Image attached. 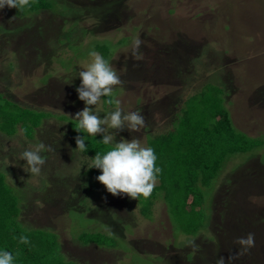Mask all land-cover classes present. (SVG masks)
Here are the masks:
<instances>
[{
	"label": "rangeland",
	"instance_id": "1",
	"mask_svg": "<svg viewBox=\"0 0 264 264\" xmlns=\"http://www.w3.org/2000/svg\"><path fill=\"white\" fill-rule=\"evenodd\" d=\"M56 5L63 14L46 11L30 19L18 18L7 6L0 10V94L52 114L33 140L20 128L16 136L0 133V170L8 183L26 188L11 185L20 198L21 226L56 234L61 253L77 264H215L219 257L228 264L240 250L235 241L248 233L255 246L232 264H264V147L233 156L215 191L203 188L206 226L193 236L175 228L162 197L143 213L139 200L107 192L98 175L88 174L92 161L76 149L69 128L85 107L76 91L78 73L101 45L106 51L97 48L98 53L110 54L108 61L124 81L115 89L121 108L146 118L139 132L110 129L117 143L135 137L148 147V137L172 131L185 102L210 84L229 94L226 108L239 132L264 137V0H56ZM137 37L143 43L133 56ZM107 99L93 106L101 119L115 109L107 108ZM40 142L54 151L42 153L46 163L34 176L21 154ZM83 233H101L114 248L84 245ZM188 240L199 250L186 246Z\"/></svg>",
	"mask_w": 264,
	"mask_h": 264
},
{
	"label": "trees",
	"instance_id": "2",
	"mask_svg": "<svg viewBox=\"0 0 264 264\" xmlns=\"http://www.w3.org/2000/svg\"><path fill=\"white\" fill-rule=\"evenodd\" d=\"M13 11L21 19H30L32 15L37 16L34 14L46 11H55L58 15L64 13L58 11L56 0H33L31 7L23 10L13 8ZM19 31L15 30L14 33ZM97 48L106 51L101 45L96 47L98 52ZM105 53V58L109 60L110 54ZM224 94L229 96L222 87L212 84L205 86L185 102L172 131L148 137V147L154 149L156 166L162 171L151 196L147 199L142 196L138 198L139 209L143 213L145 210L151 211L156 199L162 197L170 209L169 219L175 228L178 226V231L183 232L188 229L184 232L185 235L196 236L206 226L208 204L203 188L215 191L218 178L233 156L264 147V137L256 140L258 138L253 139L238 131L227 110ZM105 103L107 108L114 106L106 101ZM50 117L52 114L26 108L0 94V133L5 136H16L21 131L25 138L33 140L36 131ZM60 119L65 120L64 117ZM77 125L78 121L71 120L69 128L75 147L76 136L86 138L87 150L80 151L83 156L91 160L96 153L104 155L113 147L102 143V135L91 137L87 133L77 132ZM88 174L95 177L101 171L93 167ZM7 177V173L0 170V250L11 252L15 257V264H77L72 260L68 261L61 253L56 234L26 230L21 226L20 198L14 188L19 191L26 188L9 184ZM214 200L215 197L212 206ZM21 235H26L30 243L21 244ZM104 239L105 236L101 233H83L79 236V241L84 245L114 248L113 242Z\"/></svg>",
	"mask_w": 264,
	"mask_h": 264
},
{
	"label": "clouds",
	"instance_id": "3",
	"mask_svg": "<svg viewBox=\"0 0 264 264\" xmlns=\"http://www.w3.org/2000/svg\"><path fill=\"white\" fill-rule=\"evenodd\" d=\"M33 0H0V10L5 6L23 10L31 7ZM143 41L137 37L132 41V55H140V47ZM91 62L87 64L86 70L78 73L81 84L76 88L78 98L85 103L83 110L75 114L74 119L78 121L75 128L77 132L87 133L88 136L96 137L98 134L103 136L104 145H113V147L101 155L96 153L91 158L92 163L88 168H96L101 171L95 179L105 186L107 192L113 196L126 195L130 199L138 200L139 197L149 198L153 193L161 169L156 166L157 157L154 149L142 146L141 141L137 138L125 140L121 138L116 142L115 133L125 129L132 132H139L146 125V118L142 112L129 111L124 112L121 108L120 100L115 98V89L123 87L124 81L117 74L111 63L106 60L100 53L90 51ZM107 97V103L115 105V109L100 118V114L94 111V107L101 102V99ZM85 137L76 136L75 142L79 151L87 150L85 146ZM51 146L43 142L36 144L30 150H25L21 154L22 160H25L28 166V172L34 176H39L42 167L46 163L45 156L42 153L52 152ZM21 244H29L30 240L26 235L19 237ZM240 246L234 255L228 257V264L238 259L241 255L248 252L255 246L254 234L248 233L245 237H239L235 241ZM186 246L199 250L195 240H188ZM0 264H15V257L6 250H0ZM215 264H225V258L219 257Z\"/></svg>",
	"mask_w": 264,
	"mask_h": 264
}]
</instances>
